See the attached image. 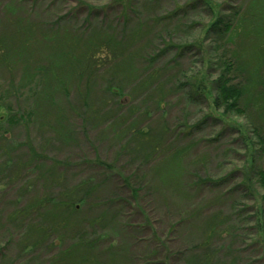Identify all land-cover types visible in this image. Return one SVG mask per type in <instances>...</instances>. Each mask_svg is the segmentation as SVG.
Here are the masks:
<instances>
[{
    "label": "rangeland",
    "instance_id": "rangeland-1",
    "mask_svg": "<svg viewBox=\"0 0 264 264\" xmlns=\"http://www.w3.org/2000/svg\"><path fill=\"white\" fill-rule=\"evenodd\" d=\"M258 29L264 0H0V264H186L210 235L264 264L257 115L214 105Z\"/></svg>",
    "mask_w": 264,
    "mask_h": 264
},
{
    "label": "trees",
    "instance_id": "trees-1",
    "mask_svg": "<svg viewBox=\"0 0 264 264\" xmlns=\"http://www.w3.org/2000/svg\"><path fill=\"white\" fill-rule=\"evenodd\" d=\"M186 5L188 6L189 3H186L185 6L177 7L172 13L175 14L176 12H179L181 10L185 11L187 7ZM129 7L130 5H126L127 9H129ZM214 27H219L222 34L233 30L230 21H226L222 17H218V19L214 22ZM241 31H243V29H241ZM258 34L260 38L264 39L263 29L261 31L258 29ZM242 35H244V33H242ZM242 37V40H246L245 36ZM261 44L262 43H253L252 46H249L248 50L247 47H245L243 49V52L241 51L243 53L241 54V57L246 56L245 52L247 54H249L248 52H252V54L248 57L246 56L247 58L245 59H240L238 53L234 52V59L232 57L231 59H224L219 62V64L221 63L220 67L222 74H220V77L218 78V95L214 99V105L216 108L221 109L224 114L235 113L244 116L247 112H251V110H254V112H256L257 120H255L253 117L252 120L253 122L256 121L257 123L254 124L252 122L254 125L252 124L251 126L252 130L250 132H252V137H250L249 141V147H253V155H255V157H253L252 159V173L254 175L246 178L245 185L249 182H254V180L256 179L258 183L264 188V71L260 67L261 62L264 61V59H261L262 55L257 54L256 59L253 56V52L260 50H262L264 54V43L262 45ZM187 47L188 46H186L185 48ZM226 76H228V78ZM141 134L142 133H140V135ZM30 150L31 155L35 156L33 158L39 157L37 159H40V156H38L33 149ZM258 158H263V165L260 167H258L257 164V161L259 160ZM99 163L101 165H105L102 162ZM126 180L127 179H125V181ZM245 188L250 191L248 185H246ZM86 190L87 191H85V195L88 196L91 193V188ZM261 200L264 204V195L261 197ZM64 206L66 210L75 209L73 204H71V202L67 200L64 202ZM259 215H261L259 217L260 221H262L263 219V230L264 207L260 208ZM211 238H213V235H210V237L208 238L209 240H205V242L200 245V249L203 253H201L200 256H192L189 260L186 261V264L213 263V252L210 248Z\"/></svg>",
    "mask_w": 264,
    "mask_h": 264
}]
</instances>
